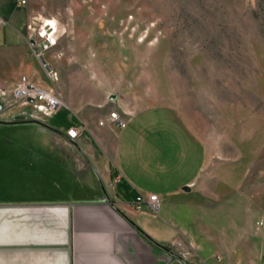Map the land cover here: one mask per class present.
I'll list each match as a JSON object with an SVG mask.
<instances>
[{
    "label": "crops",
    "instance_id": "0c3cea01",
    "mask_svg": "<svg viewBox=\"0 0 264 264\" xmlns=\"http://www.w3.org/2000/svg\"><path fill=\"white\" fill-rule=\"evenodd\" d=\"M28 2L0 0V90L22 76L57 84L78 125L57 132L33 105L1 108L28 120L12 123L25 138L0 139V264H264V207L251 193L240 204L222 187H201L206 143L172 106L160 140L158 103L130 112L109 95L107 110L85 114L64 102L56 70L57 82L42 80ZM108 110L128 114L125 128L98 125ZM69 129L80 133L74 141ZM138 194L157 195V211L136 210Z\"/></svg>",
    "mask_w": 264,
    "mask_h": 264
},
{
    "label": "rangeland",
    "instance_id": "374dc122",
    "mask_svg": "<svg viewBox=\"0 0 264 264\" xmlns=\"http://www.w3.org/2000/svg\"><path fill=\"white\" fill-rule=\"evenodd\" d=\"M28 4L35 33L54 41L43 55L59 74L64 102L92 115L108 109L109 95L125 99L130 112L156 102L160 140L171 132L169 104L206 143L201 187H222L240 204L251 193L264 207V0ZM39 76L46 79L43 69ZM23 120L0 116V139L25 138L12 124ZM39 122L57 132L78 125L67 105Z\"/></svg>",
    "mask_w": 264,
    "mask_h": 264
},
{
    "label": "built area",
    "instance_id": "2783aa9c",
    "mask_svg": "<svg viewBox=\"0 0 264 264\" xmlns=\"http://www.w3.org/2000/svg\"><path fill=\"white\" fill-rule=\"evenodd\" d=\"M21 3L24 4V1ZM28 28L31 32V37H35L36 35L39 40H44V43L37 46L42 52L48 51L49 48L53 46L48 40L49 37H44L42 35L43 31H41V29L34 34V29L31 26H28ZM41 51L35 55L41 60L47 80L50 83H55L58 80V74L47 62L43 60ZM59 56V53L56 54L57 58H59ZM0 103L2 104V110L10 109L16 104L33 105L34 108L46 116L54 114L63 105L60 95L54 90L44 89L39 85L32 83L25 76L20 77L10 90H0ZM127 121L128 114H120L117 111H110L104 119H101L98 122V125H114L119 129H123L125 128ZM79 134L80 133L75 129H69L66 132L67 138L72 141L77 139ZM159 203L160 200L157 195L144 196L143 194H138L135 198L134 207L136 210L140 211L145 206L155 212L158 209Z\"/></svg>",
    "mask_w": 264,
    "mask_h": 264
},
{
    "label": "bare ground",
    "instance_id": "6f19581e",
    "mask_svg": "<svg viewBox=\"0 0 264 264\" xmlns=\"http://www.w3.org/2000/svg\"><path fill=\"white\" fill-rule=\"evenodd\" d=\"M44 37H49V36H47V35H43ZM49 39L51 40V38L49 37ZM51 43H52V41H51Z\"/></svg>",
    "mask_w": 264,
    "mask_h": 264
},
{
    "label": "water",
    "instance_id": "95a60500",
    "mask_svg": "<svg viewBox=\"0 0 264 264\" xmlns=\"http://www.w3.org/2000/svg\"><path fill=\"white\" fill-rule=\"evenodd\" d=\"M1 108H2V104L0 103V110H1Z\"/></svg>",
    "mask_w": 264,
    "mask_h": 264
}]
</instances>
